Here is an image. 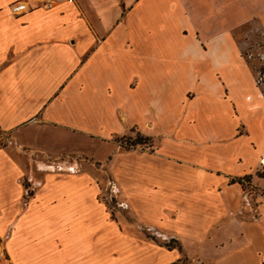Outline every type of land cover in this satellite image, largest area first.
Masks as SVG:
<instances>
[{"label": "crops", "instance_id": "obj_1", "mask_svg": "<svg viewBox=\"0 0 264 264\" xmlns=\"http://www.w3.org/2000/svg\"><path fill=\"white\" fill-rule=\"evenodd\" d=\"M42 1L0 0V264H264V95L234 37L264 36V0ZM134 127L154 144L112 153L113 192L179 245H129L81 164L39 158Z\"/></svg>", "mask_w": 264, "mask_h": 264}, {"label": "rangeland", "instance_id": "obj_2", "mask_svg": "<svg viewBox=\"0 0 264 264\" xmlns=\"http://www.w3.org/2000/svg\"><path fill=\"white\" fill-rule=\"evenodd\" d=\"M234 37L243 45L242 58L252 71L255 79L256 72L259 69L264 71V61L260 60V57L264 54V36L259 28L258 23L251 22L240 27L234 32ZM249 54L252 55L251 58L248 57ZM262 93L264 95V90H262ZM188 96L190 97L191 95L189 94ZM1 138L4 140V137L1 136ZM153 144L154 142L150 137L140 133L138 128L134 127L129 131L128 134L124 136L113 137L111 140L112 152L101 159H95L84 154L74 153H63L59 157H55L51 154H48V157L39 155V158L45 159L48 162L49 167L55 168H68L69 165L63 163L65 161H77L79 164H81L80 171H82V173L88 174L96 181L99 190L97 194V200L106 205L110 218L116 222L118 228L130 235V240L128 241L129 245H136L138 242L146 241L164 245L165 247L169 248L173 245H179V240H177L175 243L174 241H171V238L174 237L166 236L165 238L160 236L157 233V229L154 227H149L143 225L142 223L136 222L130 209L122 205L119 198L115 196V193L113 192V185L116 180L106 167V163H108V161L112 158V153H139L141 151H150ZM37 158L38 157L36 154L32 156V160H36ZM258 173L262 175L264 174V171L258 168ZM245 181L247 180L244 179V183H242L244 195L248 197V199L250 198L253 200L258 192L251 188L250 185H248ZM250 199L249 201L252 203ZM181 249L183 256L181 260L175 264L203 263L196 259L195 256L186 253L182 245ZM3 264H6L4 258Z\"/></svg>", "mask_w": 264, "mask_h": 264}, {"label": "built area", "instance_id": "obj_3", "mask_svg": "<svg viewBox=\"0 0 264 264\" xmlns=\"http://www.w3.org/2000/svg\"><path fill=\"white\" fill-rule=\"evenodd\" d=\"M69 1L71 2L72 0H69ZM42 7L46 9L51 8L52 2L50 0H43ZM29 10H30L29 7L24 1H18L10 5V12L13 15H21L23 13L28 12ZM248 57L251 58L252 55L249 54ZM260 58H261L260 60L264 61V54ZM255 82H256V85L261 90H264V71L262 69H259L256 72ZM260 164L262 165V167H264V158L261 159Z\"/></svg>", "mask_w": 264, "mask_h": 264}]
</instances>
